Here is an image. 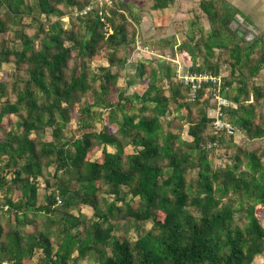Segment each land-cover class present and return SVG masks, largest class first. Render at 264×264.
<instances>
[{"label": "trees", "instance_id": "16d2710c", "mask_svg": "<svg viewBox=\"0 0 264 264\" xmlns=\"http://www.w3.org/2000/svg\"><path fill=\"white\" fill-rule=\"evenodd\" d=\"M152 1V9H163L175 0ZM36 7L45 21L28 34L12 26L32 6L0 0V34H11L0 40V65L14 66L0 78V264H29L37 250L40 264H254L264 252V147L245 144L264 138V84L255 80L264 67V36L244 42L227 26L228 7L202 0L208 29L192 23L198 26L178 46L192 71L219 72L228 64L221 92L231 104L223 112L242 134L237 142L233 134L213 133L210 94L203 86L191 99L188 85L173 80V61L161 59L156 69L139 59L146 88L128 95L109 66L86 68L84 61L104 50L108 65L123 70L129 56L117 52L135 48L141 18L128 2L37 0ZM15 37L20 44L10 46ZM96 80L99 91L87 103ZM80 103L79 134L65 136ZM93 106L108 108L98 130L101 112ZM171 109L184 111L189 140L163 126ZM5 114L16 117L10 129ZM223 149L232 150L231 162L216 165L212 155ZM80 205L92 216L74 214ZM145 221L151 226L143 232ZM124 223L135 225L133 240L115 235Z\"/></svg>", "mask_w": 264, "mask_h": 264}, {"label": "rangeland", "instance_id": "374dc122", "mask_svg": "<svg viewBox=\"0 0 264 264\" xmlns=\"http://www.w3.org/2000/svg\"><path fill=\"white\" fill-rule=\"evenodd\" d=\"M37 0H24L26 4L32 6V11L28 14H24L20 18L17 17L16 23H13L12 26L14 30H22L28 34H33L37 32V23L44 22V15L39 13L36 7ZM104 1L109 5H113L114 2L118 0H100ZM128 2L131 6L132 10L139 14L140 21L137 26L138 34L137 36L142 39V43L146 44V50L139 51L140 49H132L131 47L126 49L124 52H117V56H129L128 61L125 63L122 69H118V64L114 65L108 61L106 57V51H102L94 55L91 59H86L85 66L88 70H98L101 66H109L112 72L117 73L118 77L116 80V84L120 90H124V94L128 95L132 92L141 93L146 88V74L141 77L137 75V63L139 59L152 60L147 65V67L152 66L157 69L160 61L164 60L159 57L157 54L165 55L169 54L170 57H173L175 62L185 63V59L182 58V53H185L183 50H179L178 46L183 41V39L187 36L189 32V28L196 29L198 25H193L192 23H198L199 26L203 27L205 30L208 29V20L204 13H202L200 9V2L202 0H188L186 3L185 0H181L183 3L179 5L177 3L176 7L174 4L171 6L169 10H161L160 12H154L151 8L152 0H122ZM178 1V0H175ZM180 1V0H179ZM214 4V8L218 7V5H225L226 8L230 11V18L227 22V26L237 32L239 36L242 38L244 42H249L253 40L255 37L264 36V0H211ZM225 1V2H224ZM174 3V2H173ZM116 6V5H115ZM174 6V8H173ZM163 11V12H162ZM153 14H152V13ZM40 14V15H39ZM64 25L70 26L69 17L64 16ZM56 16H50V19H55ZM197 33V32H196ZM11 34L5 33L0 34V40L5 39L7 36ZM15 44L18 46L20 41L15 37L14 41L11 39L9 41V45L12 46ZM175 49L176 54L172 55ZM153 54V55H152ZM226 54L222 53V57H225ZM227 59V57H225ZM162 59V60H161ZM190 62V58L189 61ZM226 62H222L220 64V72L226 76L229 74V66ZM14 66L11 62L3 61L0 65V78H8L9 71L13 70ZM25 77L26 74H23ZM10 77V76H9ZM13 77L16 79L17 76ZM260 84H264V67L260 70L257 78L255 79ZM10 82V81H9ZM129 82H133L132 85H128ZM95 91H99V80H96L92 83V89L88 91L86 101L87 103H91L94 99ZM12 95V92H11ZM13 98L12 96H10ZM4 98H2L3 100ZM13 100V99H12ZM85 106V103H80L75 106V109L72 112L71 119L67 124V129L63 130L65 136L78 135L79 132L76 129L78 124V118L80 116H85V113L80 112V108ZM264 106V104H263ZM91 112H101L96 117V121L94 122L95 129H100L105 122H107V111L108 108H101L99 106H93L91 108ZM184 115V111H180V113L176 112L174 109H171L170 113L166 115L162 119V124L166 128H172L180 132L181 137L185 140H189L190 137L186 134V128L188 125V121L185 116L180 118L178 115ZM16 117L13 114H5L3 117V125L5 129H10L14 126L13 122ZM3 133V130H0V135ZM45 137L44 139L49 140L51 138V129L46 128L44 130ZM238 142V138H236ZM245 146L249 149L260 148V146L264 147V138L256 139L252 141H248ZM108 150H113L112 147L107 146ZM126 153L131 152L132 148L130 146H126L124 148ZM100 151H95L94 157L98 156ZM232 155V150H220L215 152L212 157L213 161L216 165H223L225 162H231L229 158ZM42 183V182H41ZM8 195L16 199L18 196V191L15 187L9 186ZM5 194L4 192H0V195ZM130 195L127 196L129 198ZM38 199L40 202L43 201V191L40 190ZM137 199L135 198L132 202H135ZM80 210L86 217H91L93 214V209L88 205H80L78 208L72 209V212L76 214ZM79 213V212H78ZM12 218V216H10ZM260 221L262 226L264 227V209L260 212ZM123 223V221H120ZM33 224L27 225L28 229L33 228ZM135 226V225H134ZM134 226H130L129 223H124L122 227L115 231V235L119 237H126L129 240H133L136 236V230ZM151 223L145 221L141 223L140 228L143 229V232L150 228ZM42 254L39 250H37L31 257L29 264H40L42 263ZM254 264H264V252L258 254L254 257ZM78 264H94L93 262L82 259Z\"/></svg>", "mask_w": 264, "mask_h": 264}, {"label": "built area", "instance_id": "2783aa9c", "mask_svg": "<svg viewBox=\"0 0 264 264\" xmlns=\"http://www.w3.org/2000/svg\"><path fill=\"white\" fill-rule=\"evenodd\" d=\"M86 10L87 8L83 9L81 12L85 13ZM145 45L146 44L142 43V39L136 36L135 50H146L147 47ZM157 55L163 58L165 61H173L176 64L173 80L183 81L188 85V96L191 99H194L198 91L203 86H205L207 92L210 94L211 97V126L213 128V133H218L221 131L226 132L227 134H233L234 138H238L239 140V138L242 137V134L239 131L235 130L230 123H228V121L225 119V114L223 112L224 107L231 104V102L221 92L224 74L220 71H192L189 68V65H186V63H181L180 61L175 62L174 58L170 57L169 54Z\"/></svg>", "mask_w": 264, "mask_h": 264}, {"label": "crops", "instance_id": "0c3cea01", "mask_svg": "<svg viewBox=\"0 0 264 264\" xmlns=\"http://www.w3.org/2000/svg\"><path fill=\"white\" fill-rule=\"evenodd\" d=\"M186 1V3L188 2V0H185ZM177 3L179 4V5H181L183 2L180 0H178V1H174V3H172L171 5H169L168 7H166V8H163V9H154L153 11L154 12H160L161 10H164V11H166V10H169L170 8H171V6L174 4V6L176 7V5H177ZM174 6H173V8H174ZM163 12V11H162ZM152 13V12H151ZM153 14V13H152ZM182 58H184L186 61H185V63H186V65H189L190 64V62H188L189 61V56H188V54L186 53H182V56H181Z\"/></svg>", "mask_w": 264, "mask_h": 264}]
</instances>
